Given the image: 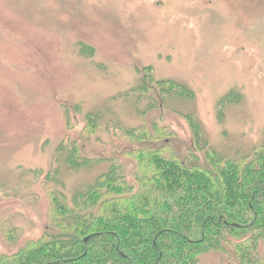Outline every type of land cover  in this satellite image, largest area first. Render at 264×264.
I'll list each match as a JSON object with an SVG mask.
<instances>
[{
  "label": "rangeland",
  "instance_id": "374dc122",
  "mask_svg": "<svg viewBox=\"0 0 264 264\" xmlns=\"http://www.w3.org/2000/svg\"><path fill=\"white\" fill-rule=\"evenodd\" d=\"M145 76L164 89L181 83L193 99L170 96L135 113L119 95L134 94ZM112 110L128 127L165 126L163 143L182 160L193 147L186 114L201 128L202 147L250 152L264 138V0H0V227L19 230L13 243L0 234L1 252L48 226L46 173L63 136L76 137L87 113ZM98 136L103 143L85 142L87 155L106 147L125 163L122 151L138 146ZM186 162L203 164L202 151ZM108 164L63 170L65 191L83 189Z\"/></svg>",
  "mask_w": 264,
  "mask_h": 264
},
{
  "label": "trees",
  "instance_id": "16d2710c",
  "mask_svg": "<svg viewBox=\"0 0 264 264\" xmlns=\"http://www.w3.org/2000/svg\"><path fill=\"white\" fill-rule=\"evenodd\" d=\"M149 78L134 94L119 95L135 113L161 108L170 96L193 99L181 83L164 89L150 86ZM108 113H87L76 137L63 136L46 173L52 179L45 187L48 226L15 252L0 251V264H207L210 253L227 255L224 264H264V138L246 154L224 156L202 147L201 128L186 114L194 127L192 149L204 159L189 163L192 149L184 161L163 143L170 137L165 126L128 127L113 110ZM100 131L111 141L138 146L122 151L125 163L112 159L106 147L89 156L86 143H103ZM104 162L108 168L83 189L65 191L64 172ZM16 230L7 224L0 234L13 243Z\"/></svg>",
  "mask_w": 264,
  "mask_h": 264
},
{
  "label": "water",
  "instance_id": "95a60500",
  "mask_svg": "<svg viewBox=\"0 0 264 264\" xmlns=\"http://www.w3.org/2000/svg\"><path fill=\"white\" fill-rule=\"evenodd\" d=\"M87 240V238L85 239V241Z\"/></svg>",
  "mask_w": 264,
  "mask_h": 264
}]
</instances>
